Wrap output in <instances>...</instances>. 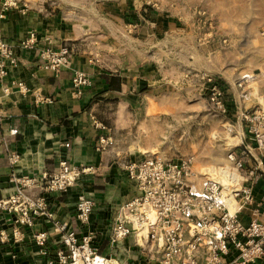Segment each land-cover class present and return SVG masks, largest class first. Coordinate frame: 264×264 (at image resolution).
<instances>
[{
	"label": "crops",
	"instance_id": "0c3cea01",
	"mask_svg": "<svg viewBox=\"0 0 264 264\" xmlns=\"http://www.w3.org/2000/svg\"><path fill=\"white\" fill-rule=\"evenodd\" d=\"M241 14L235 13V19ZM249 16L253 17L252 11ZM222 18L225 20L224 15ZM235 21L229 22L233 29ZM219 27L224 26L220 23ZM31 31L37 36L34 48H21ZM175 33L183 35L185 27L145 0H19L18 8L0 18V39L12 47L17 59V65L0 82V110L4 113L0 122V199L14 192L13 173L37 176L52 172L61 159L91 168L93 173L66 193L49 195L48 211L51 220L65 221L83 235L85 229L76 221L74 208L80 193H91L96 201L91 214L95 244L98 254L108 256L107 238L116 212L138 194L123 166L156 149L151 135L157 117L150 114L149 102L161 103L163 97L177 96L178 91L202 95L201 78L187 72L193 58L181 52L179 59L167 43L169 34ZM60 47L70 50L67 67L58 75L39 69L38 52ZM74 71L83 72L90 81L79 97L71 86ZM11 82H22L27 93L21 94ZM258 87L264 90L263 76ZM39 97L51 102H40ZM102 137L111 141L105 150L98 149ZM10 153L19 156L13 168L8 163ZM261 195L258 189L256 198ZM242 218L248 220L244 214ZM1 229L11 237L9 220H3ZM51 229L41 218L32 229L22 230V242H0V264H45L32 235L48 232V247L53 251L59 240ZM142 246L130 236L114 248L112 256L120 264H156ZM253 264H264V259Z\"/></svg>",
	"mask_w": 264,
	"mask_h": 264
},
{
	"label": "built area",
	"instance_id": "2783aa9c",
	"mask_svg": "<svg viewBox=\"0 0 264 264\" xmlns=\"http://www.w3.org/2000/svg\"><path fill=\"white\" fill-rule=\"evenodd\" d=\"M18 6L19 0H0V18ZM36 42L37 36L31 31L20 47L33 49ZM37 58L39 69L58 75L69 63L70 50L42 48ZM16 65L12 47L0 39V82L7 77L8 69ZM261 76L264 73H240L232 83L224 84L207 74L201 76L207 109L225 120L227 136L238 139L226 151L228 166L219 172L230 179L228 185L196 171L192 159L164 161L145 156L126 163L123 170L138 194L119 206L107 238L110 254L102 256L98 254L96 232L91 227L96 205L91 193H80L74 208L75 219L85 234H77L65 221L51 220L48 196L66 193L82 177L93 173L91 168L61 159L52 172L11 175L14 192L0 199V242H22V230L32 229L42 218L51 224L52 233L59 240L58 248L51 251L48 232L33 233L32 240L46 259L45 264H120L112 253L130 236L138 246H146L156 264H253L263 260L264 90L258 87ZM89 84L83 72H73L71 86L75 96H81ZM11 86L21 94L28 91L22 82H11ZM38 100L51 102L40 97ZM3 117L0 110V122ZM110 145L109 138L102 137L98 149L105 150ZM18 160L15 153L8 155L11 168ZM258 189L262 191L259 199ZM5 219L10 222L11 237L1 229Z\"/></svg>",
	"mask_w": 264,
	"mask_h": 264
},
{
	"label": "rangeland",
	"instance_id": "374dc122",
	"mask_svg": "<svg viewBox=\"0 0 264 264\" xmlns=\"http://www.w3.org/2000/svg\"><path fill=\"white\" fill-rule=\"evenodd\" d=\"M145 1L185 27L183 35L169 34L167 43L174 47L179 59L181 52L193 58V66L187 68L189 76L201 78L202 74H207L221 79L222 83H232L240 73L264 71V36H261L264 1ZM251 11L253 17L249 16ZM235 13H242V17L237 15L235 19ZM234 20L236 29L229 25ZM220 23L223 28L219 27ZM199 84L201 86L202 81ZM149 104L150 114L157 117L155 131L152 129L155 136L151 135L156 149L146 157L164 161L192 159L196 171L228 185L230 179L219 172L220 168L228 166L226 151L238 139L234 135L227 136L223 127L225 120L207 109L206 98L178 91L177 96L172 94L163 97L161 103L150 101Z\"/></svg>",
	"mask_w": 264,
	"mask_h": 264
}]
</instances>
